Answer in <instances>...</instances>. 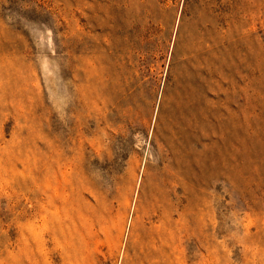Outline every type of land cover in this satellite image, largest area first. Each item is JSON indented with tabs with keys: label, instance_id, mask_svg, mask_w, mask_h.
Returning <instances> with one entry per match:
<instances>
[{
	"label": "rangeland",
	"instance_id": "374dc122",
	"mask_svg": "<svg viewBox=\"0 0 264 264\" xmlns=\"http://www.w3.org/2000/svg\"><path fill=\"white\" fill-rule=\"evenodd\" d=\"M0 264H264V0H0Z\"/></svg>",
	"mask_w": 264,
	"mask_h": 264
}]
</instances>
